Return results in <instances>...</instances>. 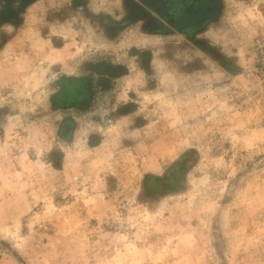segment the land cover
<instances>
[{"label": "rangeland", "instance_id": "obj_1", "mask_svg": "<svg viewBox=\"0 0 264 264\" xmlns=\"http://www.w3.org/2000/svg\"><path fill=\"white\" fill-rule=\"evenodd\" d=\"M0 264H264V0H0Z\"/></svg>", "mask_w": 264, "mask_h": 264}, {"label": "bare ground", "instance_id": "obj_2", "mask_svg": "<svg viewBox=\"0 0 264 264\" xmlns=\"http://www.w3.org/2000/svg\"><path fill=\"white\" fill-rule=\"evenodd\" d=\"M176 23L184 26H188L191 22L189 17L187 16H181L176 19Z\"/></svg>", "mask_w": 264, "mask_h": 264}, {"label": "flooded vegetation", "instance_id": "obj_3", "mask_svg": "<svg viewBox=\"0 0 264 264\" xmlns=\"http://www.w3.org/2000/svg\"><path fill=\"white\" fill-rule=\"evenodd\" d=\"M182 16H187V17H189L190 20H191V23H190L187 27H189L190 25L194 24V21H193V19H192L191 16H188V15H182ZM177 17H181V16H177ZM177 17H176V18H177ZM176 18H175V23H176Z\"/></svg>", "mask_w": 264, "mask_h": 264}, {"label": "water", "instance_id": "obj_4", "mask_svg": "<svg viewBox=\"0 0 264 264\" xmlns=\"http://www.w3.org/2000/svg\"><path fill=\"white\" fill-rule=\"evenodd\" d=\"M182 26H184V25H182ZM184 27H187V26H184Z\"/></svg>", "mask_w": 264, "mask_h": 264}]
</instances>
